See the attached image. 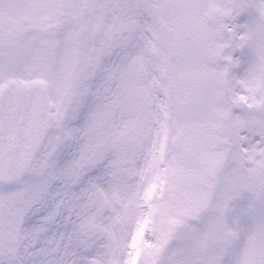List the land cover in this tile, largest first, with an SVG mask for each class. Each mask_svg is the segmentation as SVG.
<instances>
[{"label": "snow or ice", "instance_id": "snow-or-ice-1", "mask_svg": "<svg viewBox=\"0 0 264 264\" xmlns=\"http://www.w3.org/2000/svg\"><path fill=\"white\" fill-rule=\"evenodd\" d=\"M0 264H264V0H0Z\"/></svg>", "mask_w": 264, "mask_h": 264}]
</instances>
